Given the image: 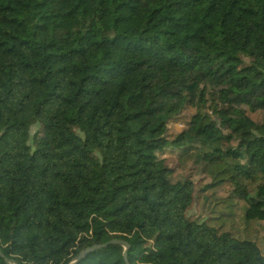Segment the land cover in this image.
<instances>
[{"label": "trees", "instance_id": "trees-1", "mask_svg": "<svg viewBox=\"0 0 264 264\" xmlns=\"http://www.w3.org/2000/svg\"><path fill=\"white\" fill-rule=\"evenodd\" d=\"M261 130L264 0H0V250L16 264L112 240L128 264H264ZM197 177L223 194L201 223ZM79 264H125L123 248Z\"/></svg>", "mask_w": 264, "mask_h": 264}, {"label": "rangeland", "instance_id": "rangeland-1", "mask_svg": "<svg viewBox=\"0 0 264 264\" xmlns=\"http://www.w3.org/2000/svg\"><path fill=\"white\" fill-rule=\"evenodd\" d=\"M242 60V65H247L250 60L244 56L240 57ZM191 115V111L186 110L183 112V116H180L178 119L172 120L167 126V138L168 141L176 137L179 132L184 129V121H186ZM38 126L33 125L30 130V137L32 138ZM221 130V129H220ZM226 133V131H223ZM259 134L264 135V130H261ZM31 145V141L29 142ZM177 148L169 145L165 149H163L160 153H158L159 158L166 159L165 166L176 170V155L175 152ZM175 158H174V157ZM188 173H191L189 165L185 166L183 169H178L172 173L175 176V179H183L187 176ZM196 181V202L193 204L192 208L187 212V215L195 218L196 222L201 223L207 218V207L210 202L220 198L222 195L219 193L218 188L211 187L208 181L202 180L199 177L195 179ZM262 229H264V223H262Z\"/></svg>", "mask_w": 264, "mask_h": 264}, {"label": "water", "instance_id": "water-1", "mask_svg": "<svg viewBox=\"0 0 264 264\" xmlns=\"http://www.w3.org/2000/svg\"><path fill=\"white\" fill-rule=\"evenodd\" d=\"M120 246L123 248V260L125 264H128L127 261V252L129 250V245L122 241V240H112L108 242L107 244L103 245H95L90 248L85 249L84 251L80 252L70 263L68 264H79L83 259H85L88 255L95 253L96 251L106 249L109 246ZM0 259L3 260L4 264H16L14 261L7 259L0 250Z\"/></svg>", "mask_w": 264, "mask_h": 264}, {"label": "built area", "instance_id": "built-area-1", "mask_svg": "<svg viewBox=\"0 0 264 264\" xmlns=\"http://www.w3.org/2000/svg\"><path fill=\"white\" fill-rule=\"evenodd\" d=\"M207 112H208L209 116H211V112L209 110H207Z\"/></svg>", "mask_w": 264, "mask_h": 264}]
</instances>
